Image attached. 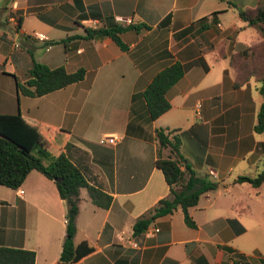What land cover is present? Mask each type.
<instances>
[{
	"label": "crops",
	"instance_id": "1",
	"mask_svg": "<svg viewBox=\"0 0 264 264\" xmlns=\"http://www.w3.org/2000/svg\"><path fill=\"white\" fill-rule=\"evenodd\" d=\"M257 5L258 0H0V115L20 114L50 128L54 152L68 143L87 151L94 176L113 198L109 209H101L81 190L74 242L93 252L75 264H234L226 249L242 255L244 264H264V184L235 182L264 170V133L255 131L260 85L252 79L236 89L229 63L261 40L238 12ZM12 8L21 17L18 34L8 20ZM134 25L147 28L126 29ZM114 26L126 29L120 35L126 50L110 37L87 33ZM33 60L68 73L84 69L86 76L45 96L27 97L16 79L27 81ZM176 62L196 64L169 90L171 109L152 121L143 93ZM160 129L179 134L186 163L222 191L190 209L196 228L187 226L179 208L136 238L137 219L170 194L156 166ZM109 135L118 138L116 145L101 144ZM66 215L56 184L38 171L18 189L0 185V246L35 252V264H58Z\"/></svg>",
	"mask_w": 264,
	"mask_h": 264
},
{
	"label": "trees",
	"instance_id": "2",
	"mask_svg": "<svg viewBox=\"0 0 264 264\" xmlns=\"http://www.w3.org/2000/svg\"><path fill=\"white\" fill-rule=\"evenodd\" d=\"M238 12L241 19L259 33L261 40L252 45L250 53L244 51L230 57V67L236 72L234 87L239 89L252 79L259 83L262 103L255 131L264 133V0H258V5L254 9H238ZM217 14H214L213 26L218 25ZM18 20L20 31L21 17L19 15ZM201 22L206 23L207 18L202 19ZM129 28L140 30L147 27L134 25L126 29ZM126 29L114 26L87 30V33L90 38L110 37L122 50H126L120 37ZM195 64L176 62L162 70L153 79L143 93L152 121L157 120L171 109L167 98L169 90ZM85 76L84 69L68 73L64 68L50 69L33 60L27 81L22 82L16 79L17 90L27 97L39 98L79 83L84 80ZM50 134V128L26 119L20 114L0 115V185L18 189L33 171H38L54 181L60 197L67 206V235L58 264H75L83 256L93 252V249L86 244L77 247L74 242L80 212L81 190L86 189L93 204L101 209H109L113 198L105 192L97 177L94 176V165L90 154L69 143L65 146V150L54 152L48 137ZM156 140V166L163 172L170 188V194L137 219L133 228L136 238L143 236L155 220L171 215L179 208L184 212L187 226L196 228L197 225L190 214V209L197 207L205 195L215 192L219 186L208 175L199 176L186 163L179 134L160 129L157 130ZM36 151L47 160L46 163L36 155ZM235 182L248 183L254 188H259L264 184V170L256 177L242 176ZM226 250L232 256L234 264H244L242 255L231 249ZM35 262V252L0 246V264H35Z\"/></svg>",
	"mask_w": 264,
	"mask_h": 264
},
{
	"label": "built area",
	"instance_id": "3",
	"mask_svg": "<svg viewBox=\"0 0 264 264\" xmlns=\"http://www.w3.org/2000/svg\"><path fill=\"white\" fill-rule=\"evenodd\" d=\"M8 20H9V23L12 25L13 32L18 34V32H19V30H18V28H19V20H18V14L16 13V10L14 8H12L10 10V14H9V19ZM118 20L122 21V22H126L128 24L132 23L131 19L118 18ZM37 39L39 41H41V42H45L46 41V38L42 37V36H37ZM15 48L16 49L20 48V45L16 44ZM117 142H118V138L116 136H114V135L105 136L101 140V144L116 145ZM211 174H213L216 177V174H214L212 171H211ZM19 193H20V195H23L24 191L21 190V191H19ZM157 232H158V230H157Z\"/></svg>",
	"mask_w": 264,
	"mask_h": 264
},
{
	"label": "rangeland",
	"instance_id": "4",
	"mask_svg": "<svg viewBox=\"0 0 264 264\" xmlns=\"http://www.w3.org/2000/svg\"><path fill=\"white\" fill-rule=\"evenodd\" d=\"M36 155L37 156H39L42 160H43V162H47V160H45V158L42 156V155H39V153H38V151H36ZM260 173H261V171H260ZM259 172L258 173H254V175H258V174H260ZM256 176H254V177H256ZM230 182H228V184H229ZM222 190H221V187L219 186V188H218V190L216 191V192H213L214 193V196H216L218 193H220ZM234 191H245V190H240V189H238V190H235L234 189ZM254 191V190H253ZM257 191H261L260 189L259 190H257ZM262 191H264V190H262ZM260 235V234H259Z\"/></svg>",
	"mask_w": 264,
	"mask_h": 264
}]
</instances>
